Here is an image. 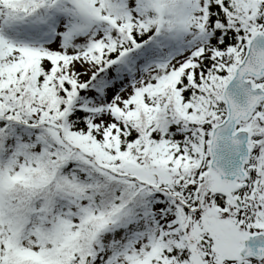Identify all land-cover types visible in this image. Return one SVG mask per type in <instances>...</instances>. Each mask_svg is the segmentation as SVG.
I'll list each match as a JSON object with an SVG mask.
<instances>
[{
  "label": "snow or ice",
  "instance_id": "1",
  "mask_svg": "<svg viewBox=\"0 0 264 264\" xmlns=\"http://www.w3.org/2000/svg\"><path fill=\"white\" fill-rule=\"evenodd\" d=\"M0 264H264V0H0Z\"/></svg>",
  "mask_w": 264,
  "mask_h": 264
}]
</instances>
